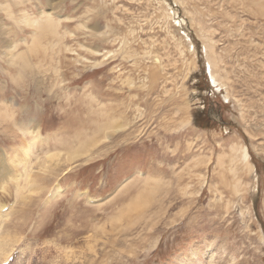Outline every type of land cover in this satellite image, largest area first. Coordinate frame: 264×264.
Returning a JSON list of instances; mask_svg holds the SVG:
<instances>
[{
	"label": "rangeland",
	"instance_id": "374dc122",
	"mask_svg": "<svg viewBox=\"0 0 264 264\" xmlns=\"http://www.w3.org/2000/svg\"><path fill=\"white\" fill-rule=\"evenodd\" d=\"M0 9V264H264V0Z\"/></svg>",
	"mask_w": 264,
	"mask_h": 264
},
{
	"label": "clouds",
	"instance_id": "9594fccd",
	"mask_svg": "<svg viewBox=\"0 0 264 264\" xmlns=\"http://www.w3.org/2000/svg\"><path fill=\"white\" fill-rule=\"evenodd\" d=\"M0 14L5 15L9 19H15L14 9L11 13L0 9ZM17 27L20 31H33L36 34L45 31H51L55 27H58L57 21L49 13H40L39 15H34L31 13H26L24 19L16 21ZM20 45H14L9 50L8 61L11 65V70L15 71L17 69H22L24 67V62L22 59H18Z\"/></svg>",
	"mask_w": 264,
	"mask_h": 264
},
{
	"label": "bare ground",
	"instance_id": "6f19581e",
	"mask_svg": "<svg viewBox=\"0 0 264 264\" xmlns=\"http://www.w3.org/2000/svg\"><path fill=\"white\" fill-rule=\"evenodd\" d=\"M24 17H25V16H24ZM210 73H211V77H212V79H213V83H215V82H216V79H215V76L212 74L211 67H210ZM110 126H111V125H110ZM110 126H109V127H110ZM121 127H122V126H121ZM121 127H120V128H121ZM28 128H29V127H28ZM38 129H39V127H38ZM105 131H106V130H105ZM110 132H111V131H110ZM110 135H111V134H107V135L105 136V138L109 137ZM110 137H111V136H110ZM98 143H99V141H98ZM247 156H248V155L245 154L244 158L247 159ZM248 158H249V157H248ZM51 159H52V158H51ZM52 160L54 161V159H52ZM52 160H51V161H52ZM52 163H53V162H52ZM12 165H13V164H12ZM9 167H10V165H9ZM0 168H1V167H0ZM9 172H10V170H9ZM0 175H1V174H0ZM4 180H5V179H4ZM4 180L2 181V180L0 179V181H1V182H0V189H3L2 187H3V184L5 183ZM1 207L4 208L3 205H2ZM2 208H0V209H2ZM5 216H6V215H5ZM0 223H1V222H0ZM1 224H2V223H1ZM0 240H2V239H0ZM4 240H5V239H4ZM4 240H3V241H4ZM1 242H2V241H1ZM9 244H10V243H9ZM1 247H2V245L0 244V256H1V253H2L1 251H2V249H3V248H1ZM7 252H8V251H7ZM8 253H9V252H8ZM5 254H7V253H5ZM9 254H10V253H9ZM3 255H4V254H3ZM7 255H8V254H7ZM8 257H9V256H8ZM5 258H6V256H5ZM212 260H213V259H212Z\"/></svg>",
	"mask_w": 264,
	"mask_h": 264
}]
</instances>
